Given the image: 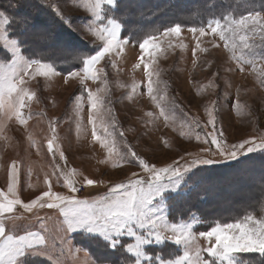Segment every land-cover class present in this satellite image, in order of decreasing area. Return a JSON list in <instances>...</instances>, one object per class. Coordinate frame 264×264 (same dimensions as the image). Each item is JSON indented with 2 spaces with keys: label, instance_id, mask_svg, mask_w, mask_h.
<instances>
[{
  "label": "rangeland",
  "instance_id": "1",
  "mask_svg": "<svg viewBox=\"0 0 264 264\" xmlns=\"http://www.w3.org/2000/svg\"><path fill=\"white\" fill-rule=\"evenodd\" d=\"M24 1L27 0H13L9 5L16 9V4L19 6ZM36 1L30 2L56 14L54 8H58L60 23L91 42L94 48L103 46L104 41L98 33L102 27L108 26V19L118 23L113 15L117 3L113 7L105 0ZM97 3L99 8L95 7ZM131 4L141 13L159 14L155 19H147V16L145 20L144 17L132 20L140 26L141 22L147 26L164 25L171 21L173 15H177L178 22H184L186 16H181L183 13H192V17L201 18L208 15L211 16L209 20L217 19L222 23L225 16L239 19L241 15L249 13H259L264 18V0H229L224 4L222 0H178L175 3L154 0L147 10H144L147 5L143 0H131ZM155 4H159L161 9H155ZM0 12L7 19L3 35L8 37L7 42L0 40V48L7 51L9 57L18 51L19 56L30 60L24 55L20 41L11 35L13 23L7 9L1 7ZM25 21L31 24L27 18L21 19L20 23L24 24ZM193 27L181 25L180 34L169 33L167 36L163 35L165 29L153 41L155 47L143 53L144 58L141 60L139 44L122 36L120 25L119 44L94 66L95 80L85 79L83 71L78 69L74 71L79 74L65 82V75L54 67L53 72L44 76L35 71L34 65L29 74L23 76L24 83L18 84L29 95L34 94L31 99L24 97L25 107L21 111L26 122L21 124L14 115L10 118L0 115V190L7 192L8 171L13 161L19 167L16 195L24 203L49 190L46 180L50 182L53 193L65 197L75 195L89 201L104 196L116 184L138 178L147 180L149 174L135 161L127 162L131 159L129 148L157 168L176 166V162L187 167L195 158H207L209 155L202 151L207 147L202 141L204 133L211 130L207 124L208 111L211 110L216 127L223 131L222 139L226 147L248 140L255 141L256 150L239 155L237 160H225L216 155L213 157L217 161L214 164L200 165L187 173L182 171L177 190L153 202L154 216L160 218L157 230L162 242L156 243L153 237V243L143 245L142 251L152 257L159 255L164 261L174 260L187 252L189 259L185 264H196L199 252L201 262L212 264L214 258L209 256L207 249L215 244V240L213 238L210 241L199 235L200 231L196 227L200 225V217L193 215L188 221L171 222L168 218V202L186 191L187 187H193L190 182L203 167L229 166L250 159H264V149L259 147L264 143V60H261L264 57V41L261 40L259 29L256 35L249 34L247 43L253 47L245 51L251 63H245L243 71H240L239 65L232 59L233 50L225 46V41L220 39L218 33L213 34L208 30V22L202 26L207 30L203 36L199 31H189ZM13 40L17 42L15 45L11 43ZM235 54H240L239 48L235 49ZM10 63L11 60L0 54V76ZM145 64L148 65L147 72ZM149 74L153 87L151 95L147 92ZM89 91L102 101L95 110L90 108L87 97ZM3 99L6 113L9 101L6 89ZM161 109L168 114L167 121L161 115ZM90 112L96 120L97 139H94L93 126L89 123ZM197 134L201 135L199 141L196 139ZM53 136L56 137L54 156L49 154L47 148L48 140ZM251 146L246 145L243 151L246 152L247 147ZM109 147L113 148L111 154ZM61 152L65 159H61ZM85 179L95 180V186H85ZM256 180H251L252 185L256 184ZM65 181L73 183L79 190L83 189V194L79 191L72 193L65 186ZM10 215L18 219L14 222L5 221L9 234L37 232L47 240V244L40 246L39 251L23 258L26 264H47L44 260L50 264H110L106 259H97L82 247V243L85 246L87 241L80 242V238H86L92 247L98 246L88 237L92 234L78 230L68 234L71 239L65 242V233L60 228L63 217L58 209L37 206L29 212L17 205ZM254 217L264 219V210ZM165 224L168 227H164ZM173 224L191 225L190 243H174L176 233L171 230ZM137 232L143 234L141 229H137ZM119 240L120 247L125 246V249L127 244H135L134 238L127 235L119 237ZM127 254L130 256L122 264H134L136 257ZM249 254L238 255L249 264ZM141 264L159 262L142 259ZM215 264H221L220 258H215Z\"/></svg>",
  "mask_w": 264,
  "mask_h": 264
},
{
  "label": "snow or ice",
  "instance_id": "2",
  "mask_svg": "<svg viewBox=\"0 0 264 264\" xmlns=\"http://www.w3.org/2000/svg\"><path fill=\"white\" fill-rule=\"evenodd\" d=\"M67 2V0H66ZM109 5L115 7L116 0H105ZM99 3L95 5L99 8ZM58 15H61L58 8H54ZM0 40L7 42L8 37L3 35L5 29L4 24L7 23V19L4 18V14L0 12ZM87 20V17H85ZM223 23L221 20L212 19L208 21V30L213 34H219L221 40L225 41V46L230 47L233 50L232 59L239 65V70L243 71L245 63H251L249 55L245 50L251 49L253 45L247 43L249 34L253 36L259 34L261 40L264 41V18L259 16V13L248 15H241L239 19L223 17ZM25 31H27V21L24 22ZM107 27H102L98 33L100 39L104 41L103 46H97L94 55H88L83 58L82 71L85 79L95 80L97 78L94 66L98 64L104 57L109 54L113 47L118 46V33L120 30V24L115 20L108 19ZM189 31L196 33L199 31L200 35L206 34V29L190 28ZM181 25L177 24L168 27L163 35L167 36L169 33L180 34ZM23 35V33H21ZM159 33L149 36L143 39L139 43V49L141 52L140 59L143 60V53L149 52L151 48L155 47L153 41L156 40ZM231 41V43H229ZM237 41L239 43H237ZM13 45L17 42L11 41ZM26 43V41H21ZM127 43V42H125ZM240 49V54H235V49ZM5 58L11 60L8 69L0 76V115L7 118L15 116V118L24 124V119L21 109L25 107L24 97L28 96V99L32 98L24 88L18 87V84H23V76L29 74V70L36 66L35 71L40 75L47 76L53 72V66L49 63L42 62L37 59L25 60L19 56L18 51L14 52L11 57L5 52ZM254 59V57H253ZM264 60V57H261ZM139 66V65H138ZM145 71H148V65L145 64ZM79 73L74 70H69L64 73L65 82L69 78L76 77ZM83 83V81H81ZM264 84V81H262ZM5 89L7 90L8 111L5 113ZM153 91L151 75L148 77L147 92L151 95ZM13 94H15L13 98ZM88 100L90 101V108L95 110L98 104L102 101L99 100L92 92L87 93ZM156 99L155 96L152 97ZM151 115V114H150ZM161 115L165 120L168 119V114L161 109ZM209 119L207 124L211 126V130L204 133L202 143L207 145L202 149L203 152L209 154L207 158L197 157L188 163L187 167H182L176 162V166L169 165L163 168H157L155 165H150L145 162L144 159L137 156L135 151L129 148L131 159L127 162L135 163L143 169L144 172L149 174L147 180L135 179L128 180L125 183L116 184L111 187L108 192L93 201L82 200L75 195L65 197L51 191V184L49 181H45L49 184V190L42 193L36 199L31 200L29 203H24L16 195V189L19 182V167L15 161L9 167L7 178V192L0 190V264H26L23 259L26 255L31 254L34 251H39L40 246L47 244V240L44 235L37 232H28L25 235H12L6 231L5 221L14 222L18 217L10 215L15 211L17 205L21 206L25 211H32L37 206L39 208L58 209L63 220L60 222V228L65 233L67 242L71 239L68 234L83 230L85 234H92L89 238L95 242L98 246L103 248H112L115 251L109 254L108 257L102 259H110L112 257H118L122 251L126 250L127 253L133 254L136 259L134 264H141L142 259L144 261L152 262L158 261L159 264H185V261L189 259V253L185 252L183 256L174 260L164 261L159 255L152 257L146 255L142 251L143 245L153 243V237L156 243H161L162 238L157 230V221L159 217L154 216L153 202L159 199L165 198V194L175 192L179 186L180 179H182L183 173H187L194 167L200 165H211L217 161L213 159L218 155L225 160H237L239 155H246L256 150L255 141H244L239 144H232L230 147H226L222 139L223 131L218 129L215 123V117L211 110L208 111ZM89 123L93 126V137L97 139L96 133V120L93 113L90 112ZM199 127V125H197ZM54 131V129H53ZM122 136L123 133L121 132ZM53 136L48 140L47 148L50 155H55ZM196 139L199 141L201 135L197 134ZM251 144V147H247L246 152L243 151L246 145ZM215 146V151H213ZM264 149V143L259 146ZM113 151L112 147H109V153ZM61 159H65L63 153H60ZM85 186H95L96 181L93 179H85ZM65 186L69 188L72 193L79 191L73 183L65 181ZM47 200V202H43ZM164 227H168L166 224ZM191 225H171V230L176 233V239L174 243L187 245L190 243L189 229ZM137 229L143 230V234H139ZM127 235L133 237L135 244H127L126 249L118 247L120 245L119 237ZM201 237L208 240L214 238L215 244L207 249L209 256L213 257L212 264H215V258H220L221 264H246L245 259L238 254L245 253H259L264 256V219H256L253 215L249 214L243 217V219L237 220L233 223H216L210 228V230L202 231L199 233ZM102 237V240L100 239ZM111 264H120L119 259H112ZM196 264H207V262H201L199 260V252H197Z\"/></svg>",
  "mask_w": 264,
  "mask_h": 264
},
{
  "label": "trees",
  "instance_id": "3",
  "mask_svg": "<svg viewBox=\"0 0 264 264\" xmlns=\"http://www.w3.org/2000/svg\"><path fill=\"white\" fill-rule=\"evenodd\" d=\"M30 1L37 2L36 0H27L20 3L19 6L16 4L15 9L9 5L13 0H0V8L7 9V13L12 19L11 35L20 41L24 55L29 59L49 63L63 74L69 70L82 69L83 58L95 53L91 42L73 32L66 24L60 23L61 18L54 11L36 6ZM143 1L147 5L144 10H147L148 6L154 3V0ZM166 1L175 3L178 0ZM222 1L224 4L229 0ZM240 1L242 2V0ZM116 3L113 15L121 25V34L135 44H139L143 39L157 33L160 34L168 27L177 24H189L200 28L205 26L211 18L208 15L201 18L192 17V13L189 15L183 13L181 16H186L183 19L184 22H178L177 15H173L170 17L171 21L164 24L165 26L156 27L155 24L147 26L142 22L140 26L132 20L140 17H144L143 20H145L147 16V19H155L159 17V14L146 11L141 13L132 7L131 0H117ZM155 5H157L155 9H161L159 4ZM23 18H27L31 22V24L27 23L28 32L25 31V24L20 23ZM21 41H26V43H21ZM5 52L9 56L7 51L0 48L2 56H5ZM200 170L196 174V178L190 182L193 187H187L186 191L169 199L168 218L171 222L188 221L193 215H197L202 223L200 222L196 228L202 232L210 230L216 223H233L249 214L260 215L264 210V159H250L229 166H206ZM252 179L257 181L255 185H252ZM245 199L246 201H244ZM78 239L76 240L78 241ZM100 239L102 240V238ZM79 240L80 242L86 240V245L84 246L82 243V247L90 251L99 260L108 257L110 253L115 251L110 247H92L88 245L86 238ZM118 247L125 249V246L120 247L118 245ZM128 256L130 255L124 250L118 254V257L106 260L111 264L112 259L118 258L122 264V261L127 260ZM247 259L249 264L264 263V256L259 253H251ZM43 262L50 264L46 260ZM29 264H33V262H29Z\"/></svg>",
  "mask_w": 264,
  "mask_h": 264
},
{
  "label": "built area",
  "instance_id": "4",
  "mask_svg": "<svg viewBox=\"0 0 264 264\" xmlns=\"http://www.w3.org/2000/svg\"><path fill=\"white\" fill-rule=\"evenodd\" d=\"M83 191H84L83 189H80V190H79V193H80V194H83Z\"/></svg>",
  "mask_w": 264,
  "mask_h": 264
},
{
  "label": "crops",
  "instance_id": "5",
  "mask_svg": "<svg viewBox=\"0 0 264 264\" xmlns=\"http://www.w3.org/2000/svg\"><path fill=\"white\" fill-rule=\"evenodd\" d=\"M38 195H39V194H38ZM38 195H37V196H35L34 198H32L31 200H33V199L37 198V197H38ZM31 200H30L29 202H31ZM29 202H28V203H29Z\"/></svg>",
  "mask_w": 264,
  "mask_h": 264
}]
</instances>
